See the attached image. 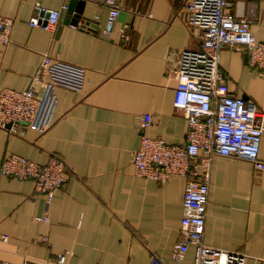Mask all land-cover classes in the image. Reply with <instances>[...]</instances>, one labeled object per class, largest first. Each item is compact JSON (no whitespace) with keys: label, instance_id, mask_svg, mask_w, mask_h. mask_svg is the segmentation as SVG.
Returning a JSON list of instances; mask_svg holds the SVG:
<instances>
[{"label":"crops","instance_id":"1","mask_svg":"<svg viewBox=\"0 0 264 264\" xmlns=\"http://www.w3.org/2000/svg\"><path fill=\"white\" fill-rule=\"evenodd\" d=\"M72 1L0 0V14L15 20L11 41L0 44V88L27 90L45 54L86 70L81 90L56 89L49 130L0 128V161L17 154L45 164L58 156L72 174L49 207L33 181L0 177V264H55L62 253L65 264H150L153 255L166 264H193V245L182 260L173 256L186 178L146 181L133 156L141 144L136 126L148 114L154 119L149 136L185 144L188 120L174 106L176 68L183 50L198 48L202 31L189 24L186 0H119L122 12L110 36L103 34L107 5L75 0L69 15ZM38 2L60 11L54 29L30 24ZM233 11L250 17L252 33L264 42V0H241ZM220 70L232 95L253 100L264 113V75L246 52L225 47ZM259 161L261 169L237 156L211 161L203 240L242 252L245 264H264V133ZM46 214L50 222L35 221Z\"/></svg>","mask_w":264,"mask_h":264},{"label":"built area","instance_id":"2","mask_svg":"<svg viewBox=\"0 0 264 264\" xmlns=\"http://www.w3.org/2000/svg\"><path fill=\"white\" fill-rule=\"evenodd\" d=\"M109 8L103 34L110 36L122 12L119 0H99ZM241 0H186L188 22L202 31L196 49H185L178 60L174 106L183 111L188 120L186 142L167 143L152 137L147 131L153 126V116L141 117L136 129L141 134L140 147L133 163L136 174L146 181L160 184L176 177L186 178L183 194V217L180 238L174 247V259L182 260L194 246L193 264H245L246 255L227 251L204 243L206 213L209 204L211 161L214 155L237 156L251 161L257 169L260 145L264 133V113L251 99L234 96L220 70L221 53L225 47L247 53L249 65L264 75V42L251 31L252 19L233 11ZM38 16L30 20L32 26L54 29L60 20L59 10H45L37 3ZM49 13L46 19L42 13ZM46 20V24L44 21ZM15 20L0 14V44L11 41ZM121 39L129 40L126 27L120 30ZM86 70L49 54H45L27 90L0 88V128L18 133L21 126L39 132L49 130L55 122L59 102L56 89L79 91L83 88ZM31 180L37 194L46 198L47 207L57 191L70 180L67 163L51 156L39 164L17 154L0 161V177ZM37 222H50L48 214L36 216ZM8 240L7 234L2 236ZM66 253L57 263L65 264ZM150 264H166L153 255Z\"/></svg>","mask_w":264,"mask_h":264},{"label":"water","instance_id":"3","mask_svg":"<svg viewBox=\"0 0 264 264\" xmlns=\"http://www.w3.org/2000/svg\"><path fill=\"white\" fill-rule=\"evenodd\" d=\"M74 1H72L71 4L68 7V12H69L68 14L69 15L74 13V10H73ZM75 13L76 14L73 17L74 19H69V22L71 24H73V25H78L83 11L82 10H78V11H75ZM42 16H44L47 19L48 16H49V13L48 12H46V13L44 12V13H42ZM44 24H46V20L44 21ZM82 26L87 27L88 25L85 24V25H82Z\"/></svg>","mask_w":264,"mask_h":264}]
</instances>
